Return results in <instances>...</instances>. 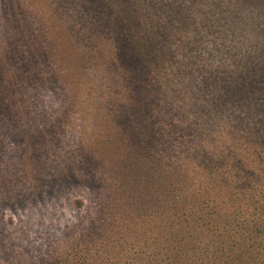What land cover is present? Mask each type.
<instances>
[{"label": "trees", "instance_id": "16d2710c", "mask_svg": "<svg viewBox=\"0 0 264 264\" xmlns=\"http://www.w3.org/2000/svg\"><path fill=\"white\" fill-rule=\"evenodd\" d=\"M54 2L0 0V264H264V14ZM55 103L89 107L95 136L54 174L25 119ZM62 193L81 215L44 248L22 211Z\"/></svg>", "mask_w": 264, "mask_h": 264}, {"label": "rangeland", "instance_id": "374dc122", "mask_svg": "<svg viewBox=\"0 0 264 264\" xmlns=\"http://www.w3.org/2000/svg\"><path fill=\"white\" fill-rule=\"evenodd\" d=\"M57 3V0H54ZM258 1V0H257ZM223 17L228 22H233V19H245L247 23H251L253 19L260 24L263 23V17L259 14H264V5L260 7L258 2L249 3L239 0H222ZM260 3L264 0L259 1ZM240 6V7H238ZM255 12L251 14L250 12ZM36 28L41 30L40 17L35 20ZM80 100H87L84 94H80ZM55 103L53 108L46 114L35 112L25 119V123L34 122L36 127L43 130V137L32 135L31 141L34 143L37 154H40L41 160L47 164V170L59 173L64 169V166L74 165L80 160L84 148H80V140L84 135L93 137L95 122L91 116L89 107L68 111L67 113H57L53 109L57 108ZM44 128V129H42ZM80 136L81 138L79 139ZM89 142V141H88ZM4 190L6 191L5 187ZM67 193V192H66ZM66 193H62L58 198L49 201V204L41 209L30 211H22L25 217V227L33 233V242L44 246V248H52L54 242H59L65 235L67 230H75L77 220L81 212L66 206ZM78 193L73 192L72 198ZM7 196H10L9 194ZM0 204L8 205L7 198L0 201ZM85 214L82 212V215ZM19 215V214H18ZM21 218H18L20 220Z\"/></svg>", "mask_w": 264, "mask_h": 264}]
</instances>
